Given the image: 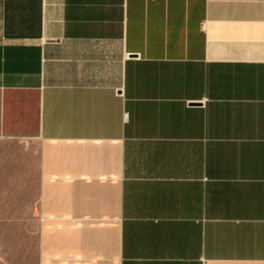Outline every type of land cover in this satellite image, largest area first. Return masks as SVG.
Segmentation results:
<instances>
[{"label":"crops","instance_id":"0c3cea01","mask_svg":"<svg viewBox=\"0 0 264 264\" xmlns=\"http://www.w3.org/2000/svg\"><path fill=\"white\" fill-rule=\"evenodd\" d=\"M0 200L38 264H264V0H0Z\"/></svg>","mask_w":264,"mask_h":264},{"label":"rangeland","instance_id":"374dc122","mask_svg":"<svg viewBox=\"0 0 264 264\" xmlns=\"http://www.w3.org/2000/svg\"><path fill=\"white\" fill-rule=\"evenodd\" d=\"M8 200H0V264H38V231L23 217L10 218Z\"/></svg>","mask_w":264,"mask_h":264}]
</instances>
